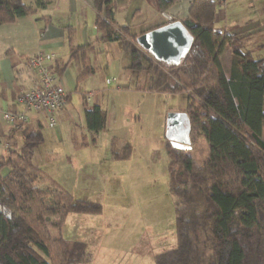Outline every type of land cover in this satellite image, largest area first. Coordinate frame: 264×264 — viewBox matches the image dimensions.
<instances>
[{
    "label": "trees",
    "instance_id": "trees-1",
    "mask_svg": "<svg viewBox=\"0 0 264 264\" xmlns=\"http://www.w3.org/2000/svg\"><path fill=\"white\" fill-rule=\"evenodd\" d=\"M55 1L0 0V26ZM180 1L160 0V11ZM109 3L94 0L101 40L123 44L128 69L149 76L144 90L182 94L189 103V145L176 147L166 136L177 247L158 254L155 264H264V57L255 58L237 35L216 30L218 2L194 0L182 22L193 45L180 65H165L137 45L128 27H115ZM226 46L233 55L230 75L221 61ZM85 116L95 141L107 112L94 106ZM24 139L19 153L0 157V264L88 263L89 245L68 241L61 231L70 215H101L103 206L75 199L33 165L44 141L40 130L25 131ZM200 140L210 147L201 166L193 153ZM41 184L50 187L44 191ZM52 229L59 233L55 238Z\"/></svg>",
    "mask_w": 264,
    "mask_h": 264
},
{
    "label": "crops",
    "instance_id": "crops-1",
    "mask_svg": "<svg viewBox=\"0 0 264 264\" xmlns=\"http://www.w3.org/2000/svg\"><path fill=\"white\" fill-rule=\"evenodd\" d=\"M159 1L109 0L115 27H128L133 35L139 37L168 24L164 13L160 11ZM193 2L194 0H181L165 13L183 22L189 17ZM32 3L33 0L30 5ZM98 17L94 0H56L45 10H37L32 16L20 18L13 24L0 26V157L8 158L21 151L25 142V131L40 130L43 131L44 137L45 125L48 122L53 127H57L55 129L60 146L48 151L46 156L50 155V160L41 159L39 156L43 154L41 147L45 143L44 140L36 150L32 163L52 179L54 178L53 180L65 190L69 188L65 184L63 172L53 174L49 170L50 167L72 169L75 175L74 187L78 189L76 186H79L80 179H83L82 175L78 174L79 167L90 164L81 161V158H89L93 155L95 159L105 151L111 154L109 158L112 163L130 162L137 149V145L133 144L134 135L138 131L141 133V98L148 94L163 98L182 96V94L151 93L138 87L132 89L129 85L134 83V79L128 69L130 59L124 52L123 44L101 40L104 33L97 27ZM102 17H105V13ZM215 27L224 34H233L242 38L247 50L253 51L255 56L256 51H264V0H227L225 4H218ZM39 52L48 56L47 64L68 92V103L64 109L54 113V122L45 112L30 111L29 121L21 128L15 129L4 118V114L24 110V107L18 103V96L21 92L33 88L36 83V75L28 68L27 61ZM73 52H77L75 56ZM232 60L231 49L226 46L221 61L227 75L231 73ZM118 79L124 86L118 84L117 91L122 90L126 94L115 96L112 84L117 83ZM114 98H120L121 104L117 105L119 109L115 106L117 110L115 117L118 120H115L112 127L111 113ZM94 106H99L107 112L106 128L96 136L95 141L85 116L86 110ZM188 106L179 109L169 108V113L187 114ZM170 125L178 127L173 120L171 123L166 120V133ZM171 141L177 143L175 136ZM202 144L207 148L205 157L207 159L210 156V147L206 141ZM115 146L125 150L129 157L121 158L116 154ZM116 155L119 158L112 157ZM102 158L108 163L109 158L104 159V155ZM169 163L170 160L167 165L170 183ZM115 172L116 176H120L118 171ZM71 174L69 173L68 176ZM94 176L92 178L95 179ZM109 176L112 175L109 173ZM118 187L117 184L114 192ZM104 205L105 209L101 215L72 214L67 218L65 224L69 220L74 221V218L85 220H79L81 221L79 239L65 238L63 230L62 236L68 241L87 244L80 238L86 234V230L94 228V226L89 227L87 221H93L100 216L104 220L102 225L104 228L124 217L118 206L106 202Z\"/></svg>",
    "mask_w": 264,
    "mask_h": 264
},
{
    "label": "rangeland",
    "instance_id": "rangeland-1",
    "mask_svg": "<svg viewBox=\"0 0 264 264\" xmlns=\"http://www.w3.org/2000/svg\"><path fill=\"white\" fill-rule=\"evenodd\" d=\"M23 1L27 5L32 2V0ZM263 56L264 51L255 52V58L260 59ZM131 74L134 83L129 86H132V89L134 87L144 89L149 84V76ZM120 81L118 79L117 83L112 84L115 96L126 94L122 90L117 91L118 84L124 86ZM153 96L148 94L143 99L141 98V133L138 131L134 135L133 144L134 146L137 145V149L130 162L112 163L111 158H109L111 154L105 151L95 159L93 155L89 158H81V161L90 164L79 167L78 174H81L82 176H80L85 180L89 178L88 176L90 178L86 181L80 179V185L76 186L78 189L74 187L75 175L72 169L67 167H65L67 170L49 168L53 174L63 172L65 184L69 188L68 190H71L66 191L75 199L100 203L103 209H105L104 203L106 202L112 206H118L124 213V219L111 222L109 227L108 225L102 227L104 220L100 216H97L93 221H87V225L89 227L94 226V228L93 230H86V234L80 237L89 245L91 253L90 261L84 264H155V258L158 254L177 247L174 198L168 191L167 165L169 156L166 142L168 128L166 133L165 125L171 114L169 108L186 107L188 106V99L183 95L174 98L171 96H165L169 98ZM119 104H121L120 98H114L111 113L113 117L111 120L112 127L115 120H118L115 117L117 113L115 106L117 107ZM117 108L119 109V107ZM45 127V143L41 147L43 154H40L39 157L50 160V155L46 156V154L49 150L52 151L60 146L59 136L55 129L57 127H53L48 122ZM262 137L264 138V130ZM203 142L204 140H200L194 144L193 153L199 166L203 165L210 157L205 159L207 148L203 146ZM114 148H117L116 154L121 158L129 157L125 150L119 146ZM103 155L104 159L109 158L108 163L103 160ZM112 157L119 158L117 155ZM115 171H118L120 176H116ZM69 173L72 174L68 176ZM109 173L112 176H109ZM93 176L95 179L92 178ZM117 184L119 187L114 192V187ZM49 187V184L40 185L44 191H47ZM53 203L51 198L47 200L48 205H53ZM79 220L85 221L74 218V221L69 220L64 224L62 230L65 238L79 239L78 236L81 233V221ZM52 221L58 222L59 220L52 219ZM52 235L55 238L59 233L56 229H52Z\"/></svg>",
    "mask_w": 264,
    "mask_h": 264
},
{
    "label": "water",
    "instance_id": "water-1",
    "mask_svg": "<svg viewBox=\"0 0 264 264\" xmlns=\"http://www.w3.org/2000/svg\"><path fill=\"white\" fill-rule=\"evenodd\" d=\"M164 17L167 19L168 24L140 35L136 42L154 60L165 65L177 66L181 64L190 51L194 39L181 21L167 13H164ZM172 120L178 124V127L170 125L167 137L171 141L175 136L177 143H174V145L185 148V144L189 145L190 143L188 115L171 113L169 122L171 123Z\"/></svg>",
    "mask_w": 264,
    "mask_h": 264
},
{
    "label": "built area",
    "instance_id": "built-area-1",
    "mask_svg": "<svg viewBox=\"0 0 264 264\" xmlns=\"http://www.w3.org/2000/svg\"><path fill=\"white\" fill-rule=\"evenodd\" d=\"M225 4L227 0H213ZM48 56L39 52L28 59L27 66L36 75L33 88L18 96V103L24 107L22 112L13 111L4 114V118L16 129L29 121L28 112H45L54 122V113L62 110L68 103V92L63 83L53 74L47 64Z\"/></svg>",
    "mask_w": 264,
    "mask_h": 264
}]
</instances>
